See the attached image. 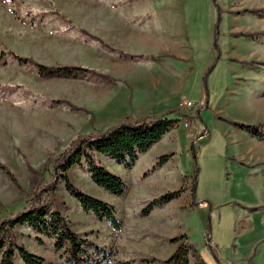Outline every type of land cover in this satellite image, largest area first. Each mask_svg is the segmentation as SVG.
Listing matches in <instances>:
<instances>
[{
    "label": "rangeland",
    "instance_id": "374dc122",
    "mask_svg": "<svg viewBox=\"0 0 264 264\" xmlns=\"http://www.w3.org/2000/svg\"><path fill=\"white\" fill-rule=\"evenodd\" d=\"M176 1L184 31L172 30ZM187 45L195 51L190 70ZM3 53L0 163L20 187L0 169V217L31 196V168L46 169L77 138L167 116L179 123L132 169L98 156L126 183L124 196L98 187L85 168L70 172L75 186L113 206L122 224L116 230L86 213L62 185L61 212L72 230L101 249L90 251L104 264H165L179 236L196 250L190 264H264V126L256 137L232 125L264 121V0H0ZM11 53L112 81L43 78ZM164 155L170 160L154 169ZM180 189L179 199L142 215ZM19 231L29 252L46 264L64 263L54 241L41 236L40 245L30 229ZM15 264H24L18 255Z\"/></svg>",
    "mask_w": 264,
    "mask_h": 264
},
{
    "label": "trees",
    "instance_id": "16d2710c",
    "mask_svg": "<svg viewBox=\"0 0 264 264\" xmlns=\"http://www.w3.org/2000/svg\"><path fill=\"white\" fill-rule=\"evenodd\" d=\"M53 15L60 17L59 12ZM124 54V53H123ZM14 58L20 65H28L36 70L43 78L77 79L81 76L91 75L106 81H112L109 76L99 75L94 71L77 66H46L31 58ZM132 60L137 57L127 55ZM5 53L0 55L1 64H7ZM179 112V111H178ZM179 123V120L162 116L156 119H144L140 122L124 121L108 127L98 133L77 138L71 146L60 153L56 158L49 160L46 169L39 171L31 168V196L25 201L21 210L0 217V264H15L18 255L24 264H46V260L29 252L18 239L24 234L21 228H28L38 235L35 240L44 245L41 236L54 241L56 253L63 252V264H104L106 258L100 263L90 249L96 252L101 249L94 246L87 239L79 237L70 222L62 214L61 209L65 203L59 194L63 185L65 191L76 199L86 213L95 215L98 219L107 221L116 230H121L122 224L116 217L113 206L94 198L77 188L73 183L70 172L74 168H85L91 180L100 188L116 197L124 196L127 186L118 176L110 173L98 162V156H104L116 161L119 165L132 169L139 156L146 154L155 144L160 142ZM233 126L244 130L252 136L259 137L258 128L264 126V121L256 125L232 123ZM171 158V155L162 156L154 169L161 168ZM1 171L6 174L15 186L20 187L16 176L11 170L0 163ZM148 176V174H145ZM183 190L174 191L161 196L150 203L143 210L142 215L148 216L155 208L163 207L179 199ZM178 245L176 251L165 264H190L191 257L196 253L193 245L187 242L186 236H179L172 240ZM215 251V250H214Z\"/></svg>",
    "mask_w": 264,
    "mask_h": 264
},
{
    "label": "crops",
    "instance_id": "0c3cea01",
    "mask_svg": "<svg viewBox=\"0 0 264 264\" xmlns=\"http://www.w3.org/2000/svg\"><path fill=\"white\" fill-rule=\"evenodd\" d=\"M181 6H182V3L180 4V2H178V1H176V3H175V5L173 6V8L174 9H176V13H177V20L175 21V25H174V23H173V28H172V30L173 31H177V29L178 30H183L184 29V24L182 23V18H180V14H181V11H180V9H181ZM172 31V32H173ZM184 31V30H183ZM171 32V33H172ZM183 33H186V31L185 32H181V34H180V32L178 33L177 32V34L175 35H173V37L174 38H176V39H178L179 40V38H181L182 36H183ZM187 39L188 38H186V41H187ZM178 44L180 45V44H182V46H183V43L182 42H178ZM188 46V47H187ZM187 46H184V49L186 50V53L188 54V56L187 57H185V60L184 61H186V63L187 64H191L188 68H189V70L192 68V66H193V63H194V59H195V51H193V49L189 46V45H187ZM190 56H192V58L190 57ZM185 63V62H184ZM187 68V69H188ZM172 75H173V73H172ZM171 75V77H173ZM188 75H189V71H188V73L186 74V76H185V78H184V80H183V82H182V86H183V84H184V82L186 81V79H187V77H188ZM159 143V142H158ZM157 143V144H158ZM157 144H155V145H157ZM155 145L152 147V149L155 147Z\"/></svg>",
    "mask_w": 264,
    "mask_h": 264
},
{
    "label": "built area",
    "instance_id": "2783aa9c",
    "mask_svg": "<svg viewBox=\"0 0 264 264\" xmlns=\"http://www.w3.org/2000/svg\"><path fill=\"white\" fill-rule=\"evenodd\" d=\"M189 104H191V103H189ZM188 103H187V106H189L190 107V105H189ZM186 126H188V123H186Z\"/></svg>",
    "mask_w": 264,
    "mask_h": 264
}]
</instances>
